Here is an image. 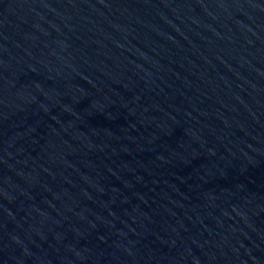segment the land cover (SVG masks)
<instances>
[{"label": "water", "instance_id": "1", "mask_svg": "<svg viewBox=\"0 0 264 264\" xmlns=\"http://www.w3.org/2000/svg\"><path fill=\"white\" fill-rule=\"evenodd\" d=\"M0 264H264V0H0Z\"/></svg>", "mask_w": 264, "mask_h": 264}]
</instances>
